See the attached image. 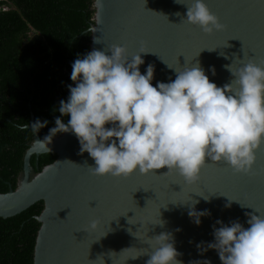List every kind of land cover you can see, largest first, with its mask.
<instances>
[{
    "label": "water",
    "instance_id": "1",
    "mask_svg": "<svg viewBox=\"0 0 264 264\" xmlns=\"http://www.w3.org/2000/svg\"><path fill=\"white\" fill-rule=\"evenodd\" d=\"M205 3L225 26L222 31L206 34L185 22L187 5L175 0H94L95 22L90 29L96 31L91 32L89 51L121 44L131 58L143 46L149 53L141 54L140 71L143 74L149 63L154 65L153 86L174 80V68L180 71L196 61L218 86L230 81L225 65L237 58L264 65V0ZM96 39L101 42L95 43ZM32 123L31 119L32 142L16 187L0 193V217L42 200L33 264H145L150 258L145 252L152 250L145 241L161 232L172 233L183 264L204 260L221 264L217 251L207 248L214 241L215 222L238 219L248 227L246 213L264 214V144L249 173H237L224 162H209L191 183L175 170L161 174L166 168L147 175L136 171L128 177L97 176L88 168L94 160L87 152L80 153L74 133H59L42 147ZM45 152L55 153V160L33 173L31 155ZM192 210L209 215L200 217L198 225L189 216ZM160 220L163 226L156 224ZM92 221L97 222L95 227L90 226Z\"/></svg>",
    "mask_w": 264,
    "mask_h": 264
},
{
    "label": "clouds",
    "instance_id": "2",
    "mask_svg": "<svg viewBox=\"0 0 264 264\" xmlns=\"http://www.w3.org/2000/svg\"><path fill=\"white\" fill-rule=\"evenodd\" d=\"M185 5V22L206 34L224 29L205 0ZM89 30L93 33L96 28ZM142 53L149 52L141 46L129 58L126 46L111 44L77 54L70 77L75 86L68 85L67 99L59 101L55 126L36 142L43 147L58 133H74L80 153L87 152L94 160L88 168L97 176L128 177L136 171L147 175L166 168L161 174L175 170L191 183L209 162H224L237 173H249L264 144V65L237 58L225 65L230 81L218 86L196 61L180 71L174 68V80L153 86L154 65L149 63L142 74ZM210 71L215 75L214 67ZM48 123L37 118L32 131L37 133ZM25 127L28 124L21 125ZM256 213L245 214L248 227L238 219L229 223L218 219L212 226L214 241L207 248L217 251L221 264H264V214ZM205 215L209 213L189 212L198 225ZM156 224L163 226V221ZM145 243L152 249L145 252L150 257L145 264H183L172 233L161 232Z\"/></svg>",
    "mask_w": 264,
    "mask_h": 264
},
{
    "label": "trees",
    "instance_id": "3",
    "mask_svg": "<svg viewBox=\"0 0 264 264\" xmlns=\"http://www.w3.org/2000/svg\"><path fill=\"white\" fill-rule=\"evenodd\" d=\"M94 0H0V193L15 188L32 132L21 125L48 120L40 138L55 126L56 110L69 95L72 63L89 51ZM64 119H67L66 117ZM59 134V133H58ZM56 158L32 154L36 173ZM43 208L39 200L0 217V264H33Z\"/></svg>",
    "mask_w": 264,
    "mask_h": 264
}]
</instances>
